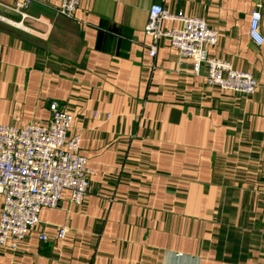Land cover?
<instances>
[{"label": "crops", "instance_id": "crops-1", "mask_svg": "<svg viewBox=\"0 0 264 264\" xmlns=\"http://www.w3.org/2000/svg\"><path fill=\"white\" fill-rule=\"evenodd\" d=\"M156 1L80 0L67 18L34 0L20 26L0 22V124L48 121L58 102L91 169L83 203L65 191L0 264H264V43L249 36L264 0L164 1L218 31L209 53L253 74L250 95L209 86L167 39L151 57Z\"/></svg>", "mask_w": 264, "mask_h": 264}, {"label": "built area", "instance_id": "built-area-1", "mask_svg": "<svg viewBox=\"0 0 264 264\" xmlns=\"http://www.w3.org/2000/svg\"><path fill=\"white\" fill-rule=\"evenodd\" d=\"M34 0H14L6 6L21 21L28 18ZM57 14L71 18L80 0H57ZM165 0H157L148 12L145 28L150 38L149 55L155 57L159 43L167 39L179 60H190L194 75L204 74L209 86L224 91L250 95L259 83L253 74L235 69L224 59L211 56L219 33L205 19L182 11L170 12ZM263 4L256 3L251 12L249 36L264 43L261 30ZM176 22L178 27L166 26ZM48 121H33L23 126L0 124V247L13 251L35 230L44 207L61 206L62 195L70 192V202L81 205L88 194L91 169L80 151V135L70 134L73 115L58 102L49 106ZM67 227L58 228L57 238H65ZM41 240L47 236L40 235Z\"/></svg>", "mask_w": 264, "mask_h": 264}, {"label": "rangeland", "instance_id": "rangeland-1", "mask_svg": "<svg viewBox=\"0 0 264 264\" xmlns=\"http://www.w3.org/2000/svg\"><path fill=\"white\" fill-rule=\"evenodd\" d=\"M20 16L14 14L10 9L6 8L5 5L0 4V22L11 24L13 26H20Z\"/></svg>", "mask_w": 264, "mask_h": 264}]
</instances>
